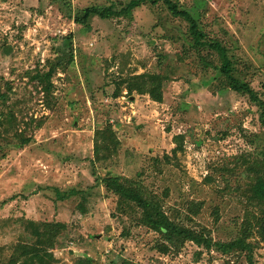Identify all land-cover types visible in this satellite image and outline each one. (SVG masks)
<instances>
[{"label":"rangeland","instance_id":"1","mask_svg":"<svg viewBox=\"0 0 264 264\" xmlns=\"http://www.w3.org/2000/svg\"><path fill=\"white\" fill-rule=\"evenodd\" d=\"M128 1L0 0V264H247L239 249L168 243L107 177L214 241L245 236L264 264V201L250 190L264 175L257 105L228 88L218 55L192 47L164 0L74 21ZM170 1L264 101V0ZM49 67L45 86L36 76ZM146 73L160 76L158 101L128 91ZM108 128L116 142L96 138Z\"/></svg>","mask_w":264,"mask_h":264},{"label":"trees","instance_id":"2","mask_svg":"<svg viewBox=\"0 0 264 264\" xmlns=\"http://www.w3.org/2000/svg\"><path fill=\"white\" fill-rule=\"evenodd\" d=\"M146 1H157V0H129L127 5L117 10L115 6H108L105 9H97L95 7L85 8L83 13L74 18V21L80 24H85L87 18L92 15H98L101 18H108L113 14H128ZM168 9L175 16H180L186 20L188 24V31L191 38V45L195 49L208 48L209 50L215 52L219 57V64L217 70L219 74H222L226 79L227 86L229 89L246 95L249 100H251L258 107V120L260 125L264 128V101L259 98L257 92L251 88L249 82L237 77L234 73V61L228 54L227 49L222 45L219 40H210L206 37L205 32L199 26L197 19L194 14L185 9H179L175 2L170 0H164ZM67 44L70 43V36L64 37ZM65 56L58 58V65L62 61L68 65L72 61V55L67 52ZM54 72L52 67L48 70L43 71L41 74L36 76L39 82L44 83L46 86L49 83V77ZM159 78L157 74H139L134 76L132 79L137 81L134 86L132 82L128 81L127 87L128 91L136 89L140 93H148L156 101L159 100ZM96 138L101 137L104 139H109L114 141L115 137L111 128L108 130H97ZM105 140V139H104ZM262 168L264 169V150L262 152ZM264 172V170H263ZM125 184L118 182L117 177H107L105 185L108 186L112 191L118 193L124 198L132 201L136 206L141 209V221L143 224L150 225L153 229L160 232L162 238L170 244L179 245L185 240L192 241L193 243L203 246L205 248L215 247L221 252L227 253L232 250L245 251L247 264H252V248L249 242L245 240V236H237L236 238L230 240L229 242H219L212 240V237L208 233V230L201 228L200 230H192L172 219L161 209L160 204L156 202L153 197H145L144 192L141 190L140 186H135L131 180L124 179ZM251 195L255 198L264 201V175H259L254 178V182L251 184ZM60 194V197H63ZM55 227H50L52 233ZM51 233V234H52ZM264 232H260L263 235Z\"/></svg>","mask_w":264,"mask_h":264},{"label":"water","instance_id":"3","mask_svg":"<svg viewBox=\"0 0 264 264\" xmlns=\"http://www.w3.org/2000/svg\"><path fill=\"white\" fill-rule=\"evenodd\" d=\"M83 256H86V254H85V253H83Z\"/></svg>","mask_w":264,"mask_h":264}]
</instances>
